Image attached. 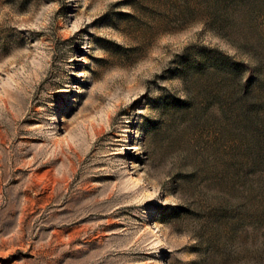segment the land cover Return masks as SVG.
<instances>
[{"label": "rangeland", "instance_id": "obj_1", "mask_svg": "<svg viewBox=\"0 0 264 264\" xmlns=\"http://www.w3.org/2000/svg\"><path fill=\"white\" fill-rule=\"evenodd\" d=\"M0 264H264V0H0Z\"/></svg>", "mask_w": 264, "mask_h": 264}, {"label": "trees", "instance_id": "obj_2", "mask_svg": "<svg viewBox=\"0 0 264 264\" xmlns=\"http://www.w3.org/2000/svg\"><path fill=\"white\" fill-rule=\"evenodd\" d=\"M233 66L237 67L238 66V63L237 62H234L233 63Z\"/></svg>", "mask_w": 264, "mask_h": 264}]
</instances>
